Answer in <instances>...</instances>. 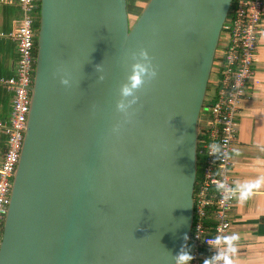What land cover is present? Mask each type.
I'll return each instance as SVG.
<instances>
[{
	"label": "water",
	"instance_id": "water-1",
	"mask_svg": "<svg viewBox=\"0 0 264 264\" xmlns=\"http://www.w3.org/2000/svg\"><path fill=\"white\" fill-rule=\"evenodd\" d=\"M230 4L148 0L129 25L126 0H39L0 264H173L191 230L198 120ZM141 47L156 76L119 111Z\"/></svg>",
	"mask_w": 264,
	"mask_h": 264
},
{
	"label": "built area",
	"instance_id": "built-area-1",
	"mask_svg": "<svg viewBox=\"0 0 264 264\" xmlns=\"http://www.w3.org/2000/svg\"><path fill=\"white\" fill-rule=\"evenodd\" d=\"M15 3L21 14L8 35L15 43L17 60L11 76H0V87L10 94L9 113L0 119V132L6 137L0 158V237L26 128L36 59L38 0ZM263 5L264 0H231L230 15L222 26L208 82L212 93L205 94L198 120V169L187 240L193 259L189 264H203L205 258L226 247L223 242L217 244L216 237L227 236L230 228L233 191H225L233 190L230 150L241 101L259 83L253 62Z\"/></svg>",
	"mask_w": 264,
	"mask_h": 264
},
{
	"label": "crops",
	"instance_id": "crops-1",
	"mask_svg": "<svg viewBox=\"0 0 264 264\" xmlns=\"http://www.w3.org/2000/svg\"><path fill=\"white\" fill-rule=\"evenodd\" d=\"M132 1L126 0L128 8ZM15 2L0 0V76L5 77L13 74L17 60L15 43L8 35L21 14ZM253 66L259 83L241 101L230 150L233 193L228 235L238 236L233 241V264H264V5ZM9 108L10 94L0 87V119ZM5 142L0 132V158Z\"/></svg>",
	"mask_w": 264,
	"mask_h": 264
},
{
	"label": "clouds",
	"instance_id": "clouds-1",
	"mask_svg": "<svg viewBox=\"0 0 264 264\" xmlns=\"http://www.w3.org/2000/svg\"><path fill=\"white\" fill-rule=\"evenodd\" d=\"M99 68L100 65H95ZM131 72L127 76V83L120 88L121 97H132V99L125 102L123 99L116 103V108L119 111H125L131 103L134 102L135 96L133 95V90L141 88L147 81L153 79L156 76L155 66L152 64L151 59L147 51L141 47L133 53V63L131 65ZM99 79H103L100 76ZM60 83L63 85H68V80L61 77L59 79ZM229 194L233 190L225 189ZM241 195L244 192L241 191ZM238 236L236 234L228 236H218L216 237V243L220 244L223 242L226 247L223 250H218L212 256L204 259L203 264H233L231 255L235 253V247L233 241L237 240ZM187 240V235L184 236V241ZM193 259L192 253L185 243H183L179 250L172 254L173 264H189V261Z\"/></svg>",
	"mask_w": 264,
	"mask_h": 264
},
{
	"label": "rangeland",
	"instance_id": "rangeland-1",
	"mask_svg": "<svg viewBox=\"0 0 264 264\" xmlns=\"http://www.w3.org/2000/svg\"><path fill=\"white\" fill-rule=\"evenodd\" d=\"M146 0H133L130 4H129V8L127 9V11L129 12V24L131 25L135 19L137 18V16L139 15L140 11L142 10V8L145 6ZM131 5V7H130ZM144 5V6H143ZM133 6V7H132ZM219 41H218V46H219ZM212 93V87L209 83L207 89H206V97L209 96Z\"/></svg>",
	"mask_w": 264,
	"mask_h": 264
},
{
	"label": "trees",
	"instance_id": "trees-1",
	"mask_svg": "<svg viewBox=\"0 0 264 264\" xmlns=\"http://www.w3.org/2000/svg\"><path fill=\"white\" fill-rule=\"evenodd\" d=\"M38 5H39V0H38ZM230 11H231V6H230L229 11L227 13L226 19L229 17ZM36 16H37V19H38V8H37ZM35 26H36V28L38 27V21H36ZM210 76H211V74H210Z\"/></svg>",
	"mask_w": 264,
	"mask_h": 264
},
{
	"label": "flooded vegetation",
	"instance_id": "flooded-vegetation-1",
	"mask_svg": "<svg viewBox=\"0 0 264 264\" xmlns=\"http://www.w3.org/2000/svg\"><path fill=\"white\" fill-rule=\"evenodd\" d=\"M127 9H128V6H127ZM128 12V11H127ZM129 18H130V16H129V12H128V21H129ZM130 25V24H129Z\"/></svg>",
	"mask_w": 264,
	"mask_h": 264
}]
</instances>
